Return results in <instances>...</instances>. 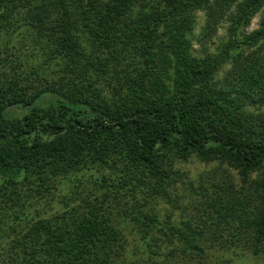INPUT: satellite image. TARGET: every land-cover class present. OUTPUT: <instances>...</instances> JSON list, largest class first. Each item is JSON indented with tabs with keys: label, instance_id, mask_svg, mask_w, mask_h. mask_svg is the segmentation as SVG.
<instances>
[{
	"label": "trees",
	"instance_id": "trees-1",
	"mask_svg": "<svg viewBox=\"0 0 264 264\" xmlns=\"http://www.w3.org/2000/svg\"><path fill=\"white\" fill-rule=\"evenodd\" d=\"M263 109L264 0H0V264L264 259Z\"/></svg>",
	"mask_w": 264,
	"mask_h": 264
},
{
	"label": "rangeland",
	"instance_id": "rangeland-1",
	"mask_svg": "<svg viewBox=\"0 0 264 264\" xmlns=\"http://www.w3.org/2000/svg\"><path fill=\"white\" fill-rule=\"evenodd\" d=\"M198 25L195 30L196 36L199 37L201 35V31L203 26L205 25V14L204 13H198ZM260 21H261V16L258 15L256 16L250 28L248 29L249 32L257 29L260 26ZM226 27L227 24H223L221 28H219L217 35H214L211 41L207 44V47L210 49V51H215L216 47L218 46V42L220 41L221 38H223L226 35ZM194 48L196 50V53L198 55H201V49L202 46L200 43L195 42L194 43ZM229 68V66H226L225 69ZM221 77L224 75V73L220 74ZM264 111V109H263ZM178 167L184 172L185 174V182L188 184L190 182H193L194 184H198L202 179L206 181L207 183H210L212 181H220V179H224L227 176H232L238 184L240 183L239 176L237 173L233 170H229L226 166L224 167H219L217 163H210V164H205L200 162L197 159H192L188 163H181L178 165ZM177 193L178 194H188L185 187L182 185H179L177 188ZM66 193V192H65ZM70 193V192H68ZM70 195V194H69ZM186 197V196H185ZM191 200L189 198H186L185 200H182L181 205H188V203ZM77 204H80V200L78 199L72 206H77ZM179 208V206H176ZM178 208H172L165 204L164 202L160 204L159 209L162 212V215L165 216L166 213H172L173 218L172 221H174L176 224H180L183 220H185L190 213H192V208L188 209V213L183 212L181 209ZM134 240V239H133ZM136 241L132 242V245L135 244ZM132 249V246H131ZM163 250L168 251L169 248L165 247ZM165 251V252H166ZM141 256H138V262L139 264H145L143 263V260L141 259ZM213 263V262H212ZM218 264H226L224 259H221ZM235 264H264V259L263 258H256L252 255H245L240 257Z\"/></svg>",
	"mask_w": 264,
	"mask_h": 264
}]
</instances>
